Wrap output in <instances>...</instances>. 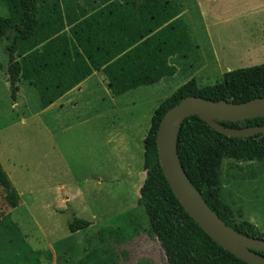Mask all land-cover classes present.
Returning <instances> with one entry per match:
<instances>
[{
	"label": "rangeland",
	"instance_id": "rangeland-1",
	"mask_svg": "<svg viewBox=\"0 0 264 264\" xmlns=\"http://www.w3.org/2000/svg\"><path fill=\"white\" fill-rule=\"evenodd\" d=\"M171 1L181 9L191 44L171 59L177 73L116 97V103L104 93L103 72L88 79L74 104L43 110L37 90L22 80L14 102L7 71L11 35L0 39V165L21 196L20 204L11 207L0 184V220L8 215L0 223V264H12L9 221L41 252V264H55L58 250L89 246L108 264H168L139 203L152 114L193 77L200 86L213 85L223 81L226 71L264 63V0ZM0 15H9L1 2ZM97 97L103 100L91 103ZM96 112L100 115L92 117ZM205 180L221 201L240 194L249 209L264 208V162L227 157L221 170ZM129 211L138 228L131 237L119 221ZM74 217L91 221L90 227L72 233ZM106 226L120 230L127 241L116 244L120 234H115L100 245L99 230Z\"/></svg>",
	"mask_w": 264,
	"mask_h": 264
},
{
	"label": "trees",
	"instance_id": "trees-1",
	"mask_svg": "<svg viewBox=\"0 0 264 264\" xmlns=\"http://www.w3.org/2000/svg\"><path fill=\"white\" fill-rule=\"evenodd\" d=\"M9 9L0 15V39L11 35L7 47L11 98L16 101L18 81H27L39 94L41 109L49 107L95 71L101 70L115 97L174 76L178 68L171 59L191 47L181 9L171 0H0ZM236 103L264 97V63L229 70L223 81L200 86L195 77L164 99L151 117L144 139L146 178L140 188L151 234L166 254L168 264H251L226 250L188 214L173 192L158 156L157 131L166 112L188 96ZM232 128L263 126L264 117L220 121ZM178 151L182 164L208 205L232 228L260 239L264 232L220 203L206 187L205 177L222 168L225 158L264 162V132L248 137L225 135L197 115L188 116L180 129ZM0 184L5 200L17 207L21 196L0 165ZM129 211L119 218L131 237L138 230ZM8 215L0 220L7 221ZM91 221L74 217L69 229L76 233ZM5 229L13 242L9 260L15 264H41V252L33 250L17 226ZM115 237L122 244L128 237ZM119 235L117 229L102 227L99 243ZM58 248V247H57ZM264 255V251L260 252ZM97 257V259H95ZM56 264H108L93 247L58 250Z\"/></svg>",
	"mask_w": 264,
	"mask_h": 264
},
{
	"label": "water",
	"instance_id": "water-1",
	"mask_svg": "<svg viewBox=\"0 0 264 264\" xmlns=\"http://www.w3.org/2000/svg\"><path fill=\"white\" fill-rule=\"evenodd\" d=\"M197 115L215 130L233 137L264 132L263 126L232 128L220 121L264 117V97L236 103L188 96L171 107L157 131L158 156L163 172L176 197L188 214L208 235L239 258L251 264H264V239L243 234L229 226L207 203L187 174L178 151V137L184 120Z\"/></svg>",
	"mask_w": 264,
	"mask_h": 264
},
{
	"label": "crops",
	"instance_id": "crops-1",
	"mask_svg": "<svg viewBox=\"0 0 264 264\" xmlns=\"http://www.w3.org/2000/svg\"><path fill=\"white\" fill-rule=\"evenodd\" d=\"M95 72L99 73V72H102V71L98 70V71H95ZM89 78H87L86 80L81 82L79 85H77L71 91L66 93L63 97H61L60 99H58L56 102H54L53 104H51L49 107H47L45 109H49L51 107H54V105H56V104H60V106H62L64 103H70V104L73 103L74 104L77 101V99L81 98V97H78V96L82 93V91L85 92V90H83L84 89V85L87 83V81L90 80ZM104 79L107 81V84H108V80L105 78V76H104ZM110 91H111L110 88L107 86V89L105 90L104 93L107 94V99L108 100H110L113 103H116L117 98L115 96H113V94H111ZM102 100L103 99H99L97 97V99L96 100H92L91 103H94L96 101H102ZM91 109L98 110L97 108H91ZM99 115H100V113L96 112L95 114H92L91 116L92 117H94V116L98 117ZM254 177L255 176H253L252 178H254ZM242 186H244V184H242ZM243 198L244 197L242 195L237 194L236 198L230 199V201L228 203L226 201H224V200L223 201L219 200V201L230 212V214H232V215H235L238 210H241L242 213H243V218L249 220L250 222L255 224L260 231L264 232V208H262L261 206H253L252 209H249V207L246 204H244V202L242 201ZM258 199L259 198L256 199V202L258 201ZM260 208L262 210H260ZM11 263L15 264L12 261H11ZM55 264H56V261H55Z\"/></svg>",
	"mask_w": 264,
	"mask_h": 264
}]
</instances>
